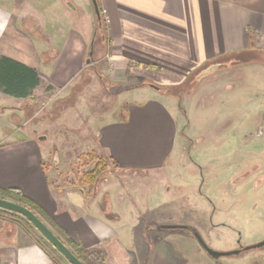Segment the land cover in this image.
Masks as SVG:
<instances>
[{"label":"rangeland","instance_id":"rangeland-1","mask_svg":"<svg viewBox=\"0 0 264 264\" xmlns=\"http://www.w3.org/2000/svg\"><path fill=\"white\" fill-rule=\"evenodd\" d=\"M24 1V8L30 12L31 0ZM42 1L41 6L46 4V0ZM14 2L21 4V0H0V7L7 10ZM38 10L44 21H36L28 14L24 17L26 19H17L13 23L17 30L30 32L32 41L39 44L37 57L44 62L52 61L59 44L65 39L72 43L80 41L78 54L83 47L81 71L73 78L61 75L52 84L50 78H43L32 98L14 100L0 93V143L32 139L40 149L41 164L52 185L63 189L76 187V180L88 163L87 154L103 158L107 166L97 185L100 192L105 188L99 202L104 217H117L106 208L109 206L106 186L112 184L115 198H126V191L130 203L135 205L134 209L126 211L124 208V211L126 218L139 216L137 228L144 231L146 244H151L158 236H165L166 248L161 250L174 262L176 258L179 264H264V249L213 259L187 230L158 229L164 225H186L196 231L210 248L219 251L234 249L238 243L247 245L264 239V182L257 185L259 177L264 174V136L258 135L259 111L264 114V101L263 109L257 110L255 105L259 99L253 92L255 83L248 92L249 79L253 78L248 77L246 83L237 81L234 89L227 90L223 80L213 85L212 77L217 72L191 76L177 87L181 100L166 97V100L171 98L168 106L173 107L177 123L183 121L177 136L180 143L179 146L177 142L174 144L168 166L161 171L120 174L104 151L98 148L96 123L122 114L124 104L119 94L138 80L115 76L102 29L93 45L90 44L96 24L91 9L86 14L80 9L72 14L79 32L58 28L48 21L45 8ZM14 16L18 17V14L14 13ZM16 38L6 29L0 37V47L21 59L20 53L24 51L16 47ZM77 47L70 49L72 56ZM87 58L89 62H86ZM143 89L146 93H154L146 85ZM141 92L132 91L130 95L139 96ZM82 197L75 195L72 200ZM38 217L48 225L43 217ZM149 229L152 231H147ZM133 234L124 239L127 246L138 244V238L132 237ZM51 250L61 264H69L59 252ZM145 251L143 249V256L148 257L147 249ZM100 252L96 264H104V253ZM131 264L147 263L141 256Z\"/></svg>","mask_w":264,"mask_h":264},{"label":"crops","instance_id":"crops-1","mask_svg":"<svg viewBox=\"0 0 264 264\" xmlns=\"http://www.w3.org/2000/svg\"><path fill=\"white\" fill-rule=\"evenodd\" d=\"M41 1L31 0L30 12L24 8V0L21 4L14 2L7 10L0 7V37L6 29L9 30L17 37L15 43L18 50L24 51L19 59L0 47V56L14 59L37 71L40 81L33 93L43 78H50L52 84L61 75L73 78L80 72L83 47L78 54L80 41L72 43L67 38L59 44L52 61L44 62L37 57L39 44L32 41L28 25L24 23L28 30L25 33L20 28L17 30L13 23L17 19H26L24 17L28 14L36 21H44L38 10L42 7L47 11L48 21L58 28L79 32L72 14H76L78 9L84 14L88 9L93 12L91 1L88 3L87 0H76L77 4L74 0H46L42 6ZM97 2L105 21L104 36L115 76L123 80H138L133 85L127 83L129 86L119 94L124 104L122 114L100 119L96 123L98 148L108 159L116 162L120 174L161 171L170 163L174 144L177 142L179 146L180 143L177 136L183 121L182 124L177 123L173 107L168 106L171 98L166 100V97L175 96L154 88V93H146L143 86L135 87L142 82L166 88L178 87L191 76H198L211 68L204 76L217 72L212 77L213 85L223 80L227 90L234 89L237 81L246 83L248 77L253 78L255 82L249 79L248 92L255 83L253 92L258 94L255 96L259 99L255 107L263 109L264 0ZM72 47L78 49L73 56L70 54ZM132 91L142 92L139 96H131ZM10 97L14 100L28 99ZM259 116L258 135L264 136L263 111H259ZM30 140L0 143V187L18 188L34 200L75 244L88 250L102 251L104 264H131L141 256L145 259L146 254L144 257L142 251L147 249V244L144 232L137 228L139 216L126 218L124 211V208L126 211L135 208L126 191V198L119 200L113 195L115 188L111 187L112 184L106 186L109 189V206L106 208L117 215L114 219H106L99 203L105 188L101 192L98 188L88 195L77 186L68 189L54 187L42 167L40 149ZM180 151L182 153V148ZM259 178L257 185L264 182V174ZM75 195L83 197L72 200ZM8 212L0 215V264H54L33 239L32 234L38 237L37 230L21 215ZM132 234L139 241L133 247L124 243V239ZM165 243V236L156 242L150 264H179V259L175 258L174 262L164 255L161 249L166 248Z\"/></svg>","mask_w":264,"mask_h":264},{"label":"trees","instance_id":"trees-1","mask_svg":"<svg viewBox=\"0 0 264 264\" xmlns=\"http://www.w3.org/2000/svg\"><path fill=\"white\" fill-rule=\"evenodd\" d=\"M98 3V2H97ZM99 7V3H98ZM99 15L101 22V29L105 31V21L102 16V11L99 7ZM98 23L96 18V24ZM39 77L36 70L24 65L21 62H18L9 57L0 56V91L6 95L14 96L17 98H32L33 89L39 84ZM100 82L103 84L104 81L100 79ZM147 85L146 82H142L135 87ZM159 87V86H158ZM160 92L168 95L178 97L181 100L180 92L177 90V87L166 88L159 87ZM179 109L183 112V107L179 105ZM88 163H86L87 170L83 171L82 175L78 179V184L83 188L88 187V192L94 188L95 183L101 173L106 169V163L102 160L103 158L95 156L93 153L86 155ZM116 166V162L111 161ZM94 163L92 167L91 164ZM92 167L91 169H89ZM0 197L8 198L19 202L20 204L28 207L32 212L42 216L48 223H50L54 229L60 234L62 242L66 246L71 247L73 254L83 263V264H96V261L100 259V251L97 250H88L82 248L79 245H76L66 234L61 230V228L54 222V220L44 212V210L31 198L25 196L18 188L13 187H0ZM8 212L6 210L0 209V215L2 213ZM10 213V212H8ZM23 226V225H22ZM26 231H29V228L23 226ZM190 230H193L189 228ZM33 239L38 243V245L48 254L51 261L54 264H61L55 256L52 254L53 247L47 243L45 240H42L40 237H36L32 234ZM54 250V249H53Z\"/></svg>","mask_w":264,"mask_h":264},{"label":"water","instance_id":"water-1","mask_svg":"<svg viewBox=\"0 0 264 264\" xmlns=\"http://www.w3.org/2000/svg\"><path fill=\"white\" fill-rule=\"evenodd\" d=\"M93 11L95 13V16L98 21V25L101 24L100 22V15H99V7L97 0H90ZM91 54V52H90ZM86 62H89V58L86 59ZM211 68H207L204 70V72L200 73L201 75L205 74L207 70ZM199 74V75H200ZM149 87L154 88V89H159L158 86L154 84H147ZM0 209L17 213L24 218H26L32 226L70 263V264H83L74 254L73 252L46 226L44 222L34 213L32 212L28 207L14 202L12 200L2 198L0 197ZM165 229H189L190 227L186 225H164L162 226ZM193 236L196 238L198 241L199 245L201 248L213 259H218L220 257H226V256H232V255H238L240 251H247L250 249H255L258 247H261L264 245V239L253 243L249 244L246 246H243L241 249H232V250H225V251H219L210 248L201 238V236L196 232L192 231Z\"/></svg>","mask_w":264,"mask_h":264},{"label":"flooded vegetation","instance_id":"flooded-vegetation-1","mask_svg":"<svg viewBox=\"0 0 264 264\" xmlns=\"http://www.w3.org/2000/svg\"><path fill=\"white\" fill-rule=\"evenodd\" d=\"M91 6H92V4H91ZM93 8V7H92ZM93 14H94V16H95V13H94V11H93ZM95 19H96V16H95ZM101 30V24L100 25H98V23L97 24H95V26H94V31H93V37L91 38V45H93V43H94V41L96 40V38H98V33H99V31ZM91 52V51H90ZM90 52H89V55L91 56V54H90ZM91 166L93 167L94 166V163H92L91 164ZM92 167H90L89 169H91ZM85 170H87V168L85 167L84 169H83V171H85ZM83 171H82V173H83ZM82 173H81V175H82ZM80 175V176H81ZM80 177H78L77 178V180H76V183H77V188L78 189H81L82 190V192L84 193V194H88V193H95V191H97L98 190V185H97V183H98V180H99V178H100V176L98 177V179H97V181H96V183H95V188H93L92 190H91V192H88V187H81L79 184H78V179H79ZM85 192H88V193H85ZM90 194H88V195H90ZM8 199V198H7ZM9 200H11V199H9ZM106 200V199H105ZM104 200V201H105ZM12 201H14V200H12ZM107 201V200H106ZM14 202H16V201H14ZM17 203H19V202H17ZM13 213V212H12ZM17 214V213H16ZM19 215V214H18ZM38 216V215H37ZM23 217V216H22ZM42 217V216H41ZM24 218V217H23ZM26 219V218H25ZM26 222L27 223H29L31 226H32V224L26 219ZM43 222V221H42ZM48 223V222H47ZM48 225L50 226V228L48 227ZM48 225H46L50 230H51V228L55 231V232H57L55 229H54V227L50 224V223H48ZM33 227V226H32ZM159 228H161V229H164L162 226H159L158 227V229ZM192 229V228H191ZM184 230H187L190 234H192V231L193 230H190V229H184ZM52 231V230H51ZM147 231H152V230H147ZM147 231H145V232H147ZM53 232V231H52ZM144 232V231H143ZM54 233V232H53ZM55 234V233H54ZM57 234L58 235H56L60 240L62 239L61 238V236H60V234L57 232ZM42 236V235H41ZM144 236V235H143ZM192 236H193V234H192ZM43 237V236H42ZM194 237V236H193ZM44 238V237H43ZM195 238V237H194ZM45 239V238H44ZM160 239H162L161 238V236H158L156 239H154V240H152V243L150 244H147V251H148V257H146L145 258V263H147V264H149V261H150V255H151V252H152V249H153V247H154V245L156 244V242H159V240ZM196 239V238H195ZM46 240V239H45ZM63 240V239H62ZM61 240V241H62ZM263 240V239H262ZM47 241V240H46ZM261 241V240H260ZM48 242V241H47ZM147 242H150V241H147ZM198 242V241H197ZM259 242V241H258ZM49 243V242H48ZM256 243V242H255ZM50 244V243H49ZM51 245V244H50ZM247 245H249V244H247ZM52 246V245H51ZM243 246H246V245H241L240 243H238V245H237V247L236 248H234V249H241ZM53 247V246H52ZM53 249H55L54 247H53ZM256 249H264V245L263 246H261V247H258V248H255V249H250V250H247V251H240V253L238 254V255H232V256H239V255H241V254H243V253H247V252H249V251H251V250H256ZM56 250V249H55ZM232 250V249H231ZM57 251V250H56ZM58 252V251H57ZM60 254V253H59ZM61 255V254H60ZM62 256V255H61ZM63 257V256H62ZM64 258V257H63ZM221 258V257H220ZM65 259V258H64ZM66 260V259H65ZM67 261V260H66ZM68 262V261H67ZM69 263V262H68ZM70 264V263H69Z\"/></svg>","mask_w":264,"mask_h":264}]
</instances>
